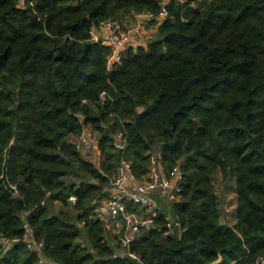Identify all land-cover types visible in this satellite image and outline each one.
<instances>
[{"label":"trees","instance_id":"obj_1","mask_svg":"<svg viewBox=\"0 0 264 264\" xmlns=\"http://www.w3.org/2000/svg\"><path fill=\"white\" fill-rule=\"evenodd\" d=\"M167 9L153 37L107 71L108 47L90 41V29L156 15L160 0H0V176L13 140L7 179L16 189L0 181V236L22 238L26 212L40 245L14 244L0 264H39V256L54 264L264 258V0H170ZM80 118L98 136L99 166L69 141ZM118 132L124 151L112 144ZM155 147L183 176L170 206L181 231L166 235L160 211L129 245L138 261L113 257L101 221L88 213L107 196L121 158L142 179ZM216 173L236 193L232 226L220 222Z\"/></svg>","mask_w":264,"mask_h":264},{"label":"built area","instance_id":"obj_2","mask_svg":"<svg viewBox=\"0 0 264 264\" xmlns=\"http://www.w3.org/2000/svg\"><path fill=\"white\" fill-rule=\"evenodd\" d=\"M169 1L160 0V10L156 15L149 12L135 13L132 22L122 27L115 21L106 20L90 29L89 40L108 47L105 60L107 71H111L115 65L121 62L128 48L141 46L153 37L157 28L168 16L167 4ZM173 1L182 5L188 0ZM195 4L196 2L193 1L192 5L194 7ZM105 97H107V93L102 92L100 100H104ZM79 121L81 130L72 142L75 150L79 153L93 149L97 150V134L84 119L80 118ZM112 144L116 150H125L126 143L122 132L114 135ZM182 179L183 176L178 166L171 169L165 167L160 147H155L150 152L147 172L142 179L137 178L130 161L125 158L120 159L114 177L110 182L107 196L95 204L87 216L88 220L99 219L107 237L111 238L110 244L113 247L118 245L123 249V253L115 251L113 257L128 256L131 259L139 260L136 254L129 251V245L135 234L142 229L149 228L153 224L154 218L160 213L154 195L164 199L171 206L179 197ZM76 201L75 195H69L68 202L71 205H74ZM41 205H44V201L41 202ZM128 205L136 209L129 210ZM164 214L166 217V235L177 236L181 231L179 223L169 213ZM26 216V212L20 214L23 224L22 238L0 236V257L19 242L24 243L29 251L39 249L40 245L36 244L34 240L33 230L26 220ZM84 224L85 222L82 221L79 226L82 227ZM262 262L263 260L260 258L254 264H262ZM38 263L54 264L42 256H39Z\"/></svg>","mask_w":264,"mask_h":264},{"label":"crops","instance_id":"obj_3","mask_svg":"<svg viewBox=\"0 0 264 264\" xmlns=\"http://www.w3.org/2000/svg\"><path fill=\"white\" fill-rule=\"evenodd\" d=\"M73 138H75V137L69 138L70 139L69 141H73L72 140ZM99 158H101L100 154H99ZM216 194H217V192H216ZM217 197H218L219 209H220V222L223 224H226V225H230V226L234 225L236 222V193H235V191H234V199H233L231 205L229 206V208L227 206V203L223 204V198H221L222 200H220L221 196L217 195ZM154 200H155L156 204L159 206L160 211H162L166 214L169 213L173 217L172 211L170 209L171 207H170V205H167V203L164 199L160 198L157 195H154ZM52 205H53V212L56 213L60 210L59 208L61 206L59 205V203L53 202ZM54 208L59 209V210H55ZM229 210H231L230 214L225 213V212H228ZM108 238L111 239L110 237H108ZM115 251L119 252V253L124 252L123 249L120 248L118 245L115 246ZM262 264H264V260H263Z\"/></svg>","mask_w":264,"mask_h":264},{"label":"rangeland","instance_id":"obj_4","mask_svg":"<svg viewBox=\"0 0 264 264\" xmlns=\"http://www.w3.org/2000/svg\"><path fill=\"white\" fill-rule=\"evenodd\" d=\"M72 140L73 141H71V142H74L75 138H73ZM80 155H81V157L83 159H85V160H87V161L95 164L96 166H99L100 163H101V161H102V159L99 158V154L97 153V150H95V149L90 150V151H83V152L80 153ZM213 184L215 186V191L217 192V195L221 196L220 197V200H222L221 198H223V204L224 203H227V206L229 208V206L231 205V203H232V201L234 199V190H233V187L231 185H229V184H222V182L220 181V175H219V173H216L215 174V176L213 178ZM59 209H61V207ZM59 209H55V210H59ZM64 210H66L69 213L74 214L70 208H65ZM225 213L230 214L231 213V210H229L228 212H225Z\"/></svg>","mask_w":264,"mask_h":264},{"label":"water","instance_id":"obj_5","mask_svg":"<svg viewBox=\"0 0 264 264\" xmlns=\"http://www.w3.org/2000/svg\"><path fill=\"white\" fill-rule=\"evenodd\" d=\"M12 145H13V140L10 141L9 145L7 146V148L4 151V162H3V166H2V175L0 176V181L4 184V186L6 187L7 190H9L11 193L15 194L16 189L9 184L8 179H7L8 159H9V153H10V150L12 148ZM262 260H264V258ZM219 261H220V259L211 263V264H217Z\"/></svg>","mask_w":264,"mask_h":264}]
</instances>
